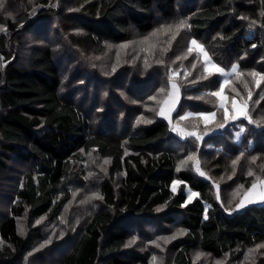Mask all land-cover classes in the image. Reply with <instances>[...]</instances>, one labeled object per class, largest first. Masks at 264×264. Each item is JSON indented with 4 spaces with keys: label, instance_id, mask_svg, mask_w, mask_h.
Wrapping results in <instances>:
<instances>
[{
    "label": "trees",
    "instance_id": "16d2710c",
    "mask_svg": "<svg viewBox=\"0 0 264 264\" xmlns=\"http://www.w3.org/2000/svg\"><path fill=\"white\" fill-rule=\"evenodd\" d=\"M72 1L11 0L14 17L9 19L4 18L0 6V19L6 26V31H0V177L16 169V163L25 166L23 171H16L19 177H13L16 172L8 175L14 178L12 182H0L1 197L13 201L10 214L0 218V264H26L27 254L42 238L35 223L42 216L57 220L72 198V189L89 176L86 155L91 151L109 161L104 181L90 174L92 193L103 199H92L93 215L73 245L63 250L58 264H155L149 251L140 254L125 245L133 232L143 238L152 234L154 227L160 229L159 225L166 227L160 229L162 235H170L177 227L185 231V236L168 245L174 252L173 264H201L194 259L196 249L213 259L237 264L250 250L264 244V204L233 212L239 200L225 203L224 185L217 189L212 180L195 170L196 160L188 157H204L207 161L215 150L216 159L224 156L233 161L240 157L238 171L244 167L245 158L264 155V119L249 123L241 117L219 128L218 124L224 123L223 109L215 97L216 110L215 106L210 109V103H205V110H193L218 112L222 114L220 121L216 116L207 125L196 117L179 120L187 108L184 105L200 106L187 98L198 85H185L180 86L182 98L174 112L173 127L157 115L170 82L175 81L165 79V68L147 79L137 76L130 85L128 81L120 84L121 75L102 85L109 72L83 58L87 53L81 50L98 49L99 57L93 56L95 64L105 58L112 62L109 47L128 40L135 30L139 35L156 33L151 47L158 52H162L158 48L169 51L171 38L179 36L176 27L185 21L189 31L185 43L190 46L193 39L203 43L210 60L226 71L238 65L243 75L231 73L225 92L242 99L247 85L241 79L249 77L254 69L264 72V65L260 67L264 60V0H76V11L65 15L75 17L79 30L65 36L58 17L63 5ZM31 26L34 33L38 29V33L54 30L63 34L62 47L35 45L22 58L20 51L27 33L32 32ZM184 48L178 46L173 52L185 55ZM201 54L186 57L184 65L192 66L199 83L217 90L223 77L204 72ZM60 61H64L63 66ZM79 66L86 73L80 72ZM93 69L99 73L98 78L90 73ZM117 86L128 87L127 91L139 99L161 92V86L166 89L161 92L151 123H138L131 113L134 105L120 99L118 92L123 93ZM254 102L258 113L254 115L263 116L264 94ZM177 121H189L196 127L190 130ZM241 128H250L249 135ZM191 131L201 139L188 136ZM250 170L253 176L242 177L245 191L257 177H264V158L255 159ZM118 175L122 177L118 179ZM176 180L182 182L177 192L172 188ZM187 186L198 194L193 200H188ZM157 208L162 210L158 212ZM24 216L27 236L19 232ZM74 236L70 233L66 237L72 241ZM62 242H66L65 237Z\"/></svg>",
    "mask_w": 264,
    "mask_h": 264
},
{
    "label": "rangeland",
    "instance_id": "374dc122",
    "mask_svg": "<svg viewBox=\"0 0 264 264\" xmlns=\"http://www.w3.org/2000/svg\"><path fill=\"white\" fill-rule=\"evenodd\" d=\"M75 1L76 0H73L70 3H66V7L65 5H63L62 7L63 12L60 13V17H58V19L61 21L60 24L62 25L63 34L65 36L74 35L79 30L78 27L79 25L76 22V20H74L75 17L71 15H65L76 11L74 10ZM84 1L91 2L95 0H84ZM64 2H67V0H64ZM10 3L11 0H0V6L3 8L4 18L6 17L9 19L10 17H14V10L11 8ZM57 7L60 10L61 5ZM63 19H64V23H63ZM3 23L4 21L0 19V28L6 29V26H4ZM33 27L34 26H31L30 28L32 29V32L27 33V39L24 44V48L20 51V55L22 58L25 56V54H27L28 48L35 45H49L53 47H62V43H60V41L63 39V34L56 32L54 30L47 33L42 32L43 30H40V33H38L39 30L35 28L37 29L36 33H38L36 34L33 32L34 31ZM176 29L178 31L176 36L178 34L179 36L178 38L175 39H173V37L171 38L172 49L169 51H165L163 48H158L159 50L162 51V52H158L155 48L151 47V44H153L155 41L154 35L149 33L139 35L135 30H133L128 40L122 42L116 41L109 47L108 54L112 53V62L108 61L105 58L99 64L93 63V56L99 57L100 55V53L97 52L98 49L93 50V48L82 49L81 51L83 53H87L86 55H82V57L87 58V61H90V63H92L98 69L109 72L110 75L107 76V78H105L102 82H100L102 85L112 82V80L110 79H113L114 77H117L119 75H121V79H122L119 81L120 84H126V81H128V84L130 85L131 81L134 80L135 77L137 76L141 77V79H147L152 75L158 74L159 69L165 68V70L167 71V73L165 74V79L171 77V79L175 81L170 82L169 92L162 101L159 110L161 107H165V109L167 110L169 105H166L164 102L166 99L169 98V93L173 92L171 88V84L176 83L179 88L178 93L175 94L176 103L173 106V110L168 113V118H167L170 124L174 127L176 121L174 112L178 109L179 102L182 98V90L180 86L198 85L197 89L192 90L187 95V98L194 101L191 103L200 104V106H196V107L191 106L189 103L184 105V107L187 108L185 109V111L182 113L181 116H186L188 113H194V114L199 113V112H195L194 110L207 109L205 108L206 106L205 103L207 104L210 103L211 106L210 109H212V106H215L214 110H216L218 107L216 98L212 96L210 99L207 97V95L211 92L219 90V88L217 90H214L212 88L209 89L207 86L199 83L200 80L199 78H195L194 76L195 74L192 70V66L184 65V62L187 61L186 57L190 58L192 54L195 55L196 53L201 54V51L195 48V46H193V51L191 53H188L189 45L188 43L185 42H186V37L189 35V31L185 27L182 28L176 27ZM145 38H147L146 41ZM108 41L112 42L111 40ZM198 44L201 45L203 49L206 48V46L203 43L198 42ZM181 45L186 47L184 48V50H187L185 51L186 53L184 52L185 55L183 53L176 54L175 52H173L178 48V46ZM112 47H114V49ZM69 54L71 55V53ZM76 55H77L76 52H73V56L75 57ZM118 57L120 58V60H118ZM177 57H180V59H177ZM116 58L118 61H116ZM203 58L205 60L208 59L209 58L208 54L207 57L203 56ZM74 61L79 63V60L77 61V59H75ZM145 61H147V64L145 63ZM157 61H162V62L158 63ZM261 61L262 62L260 64V67L261 65H264V60ZM60 63L61 66L64 65V61L62 62L60 61ZM79 67H80L79 69L80 72L83 71L84 73H86L87 70H85V68H83L82 66ZM113 68H115V71H113ZM209 68L211 70L210 65ZM91 72L94 73L95 75L94 77L97 78L99 77V73L96 70L93 69L90 71V73ZM253 72L264 75V72H260L257 69L252 70L250 73ZM174 73H176L177 75H173ZM185 73H190V75L185 76ZM230 74H231V68L230 71H226L225 74L222 75L223 81L226 79L228 80ZM250 78H253L254 81ZM258 80L260 81L259 86H257ZM193 81L196 82L194 83ZM179 82L181 83V85ZM241 82L242 83L246 82L247 85V93H245V96L242 99L237 98V95L235 94H230V95L227 94L225 92L227 91V89H225L224 87L223 96L227 98L224 100V103L228 107L229 113L234 114V111L236 109H239L241 105H244L245 111L247 112V115L251 117L252 121H254L253 123H256V121L258 122L260 120H263L264 115L263 116L254 115V114H258L257 112H255L256 104L254 101H256L261 96V94H264V80H261L260 76L253 77L250 75L249 77L241 79ZM117 87H119V89L123 93L121 94V92H118L120 94V99L127 101L129 105H134L133 108H131V113L134 115L135 118H137V121L141 120V118H144L146 120L154 119L155 110L157 105L159 104L161 92L158 93L156 92L157 94L150 93L148 96H146V98L139 99L131 95L127 91L128 87L125 86H117ZM161 88L164 89V91L166 90L162 86ZM249 91L252 93L251 99H254V101L249 99L248 97ZM151 97H156V99L153 100L151 99ZM233 97H235L237 100V104L235 108L231 103ZM206 99L208 100V102H205ZM248 106H250V110H251V112L249 113H248ZM193 117H189V118H193ZM221 117L222 114H219L217 112L216 118L218 121L221 120ZM176 123L181 126H186L190 130H193L196 127L195 123L189 121H184V122L177 121ZM139 124L143 125L144 122L141 120ZM203 124L205 123L203 122ZM250 130H251L250 128H244L243 133L245 135L247 134L249 135ZM243 144H245V140ZM131 149L134 150V148L132 147ZM216 155L217 152L213 150L210 153L209 157H206L208 159L207 161H205L204 157L198 158L199 167L201 171L205 173L203 177L208 180L210 179V181L212 180L216 184V186L218 185L220 187L221 184L224 185L223 192L228 197L227 198L223 196L225 203L227 201H229V203H236L238 200L240 202V200L243 198L245 191L244 188L239 189V186L243 185L242 177L248 175V172L250 171L251 163L253 162V158L255 159L264 158V155L258 154L251 156L247 159L245 158V160L243 161L244 167L240 168L238 171L236 170V166L233 167L232 161L225 159L226 157L224 156L221 157L220 159H216ZM105 161L108 160L102 159L95 151H91L86 155L87 175L89 176L81 181V185L72 189L74 192L72 194V198H70L67 201L57 220L52 221L49 219L48 216L47 217L42 216L37 220L40 221V223L36 222L34 226L39 229L42 238L36 242L37 245L34 247V249L29 254H27L26 264H58L60 256L63 255L64 253L63 250L65 249L66 252L73 245L75 237L77 239V237H79V235L83 232L82 228L85 227L84 223L88 219H90V217L93 215V208L91 207L93 193L90 187V184L92 182V180L90 179V174H93L95 179H98L99 181L100 180L104 181L105 173H107L108 170L107 165H109V161L107 163H105ZM15 165H16L15 167L16 169H11L9 170L7 176L0 177L1 183H7L8 181L12 182L13 181L12 179L19 177L20 174H18L16 171L18 170L23 171L25 166H23V164L21 163H16ZM12 173H15L13 176L14 178H8V175ZM121 177L122 175H118V179H120ZM229 177H231V179H229ZM261 179H264V177ZM176 181L179 183L175 185L173 184L172 186L175 192L178 191L179 186L182 183L180 180H176ZM97 185H99V183ZM238 189L240 194L235 195L234 198V194ZM261 191L262 189L258 185L257 189L252 193V197L254 198L255 202L251 204L246 203L245 207L252 204H264V201H261L258 195ZM193 192L197 193L189 186H187L188 200H193L196 197L195 196L189 199L191 193ZM1 193H2V188H0V218L10 214L11 204L13 202L7 196L1 197ZM218 197L222 199V196L219 193H218ZM243 208L240 209L235 208V210L232 211L235 212L236 210H241ZM136 222L137 220L134 219L133 223L136 224ZM159 227L160 229L166 228L163 225H159ZM160 229L154 227L152 234L143 238H140L137 232H133L134 236L131 237L129 241L135 238V243H132L130 246H128V249L140 254L141 253L143 254L145 252L147 253L149 251L152 260L155 264L156 263L161 264V261L164 262V264H173L174 252L168 249V245L174 240L180 239L181 237L185 236V231L177 227L175 228V230H173V232L170 235L167 234L162 235L163 231H161ZM181 230L183 231V235H178L177 238L175 239H168L167 241L164 239H160L162 237L164 238L172 237L174 234H177ZM19 232L21 235L24 236H27V234L29 233V228L27 227V220L25 219V216L22 218V221L19 224ZM70 233H74L75 235L72 241H70L71 239L69 237H66ZM64 237L66 242L63 243L62 239ZM157 244L159 246H156ZM57 245H62V246L59 247ZM255 249H257V246ZM198 254H200L199 259H197ZM154 257L155 260L153 259ZM160 258L161 260H158ZM194 259L195 261H200L201 264H230V262L228 263L223 262L220 259H213L206 254L204 255L201 252H199L198 249L194 251ZM237 264H264V248H259L258 250L255 251H249Z\"/></svg>",
    "mask_w": 264,
    "mask_h": 264
},
{
    "label": "snow or ice",
    "instance_id": "6c2138e0",
    "mask_svg": "<svg viewBox=\"0 0 264 264\" xmlns=\"http://www.w3.org/2000/svg\"><path fill=\"white\" fill-rule=\"evenodd\" d=\"M262 15H264V13H262ZM185 26H186V22L185 21H181L180 24L177 27L178 28H182V27H185ZM171 27L172 26L169 25L168 29H171ZM168 29H165V31H167ZM0 31H6V29L0 28ZM152 35H156V33H153ZM173 39H175V36L173 37ZM146 40H147V38H145V41ZM193 46H195V48L199 49L204 54V56L207 57V52L203 49V47L201 45L198 44V42L195 39L190 41V46L188 48V53H191L193 51ZM177 59H180V57H177ZM157 62L161 63L162 61H157ZM145 63L147 64V61H145ZM209 65L211 67V71H210ZM193 68H195V64H193ZM113 71H115V68H113ZM204 72L207 73L208 75H212L213 72L223 75V74H225L226 70L223 67L218 66L217 64L212 62L210 60V58H208V59L205 60V63H204ZM231 73L237 74V75H243L242 73L239 72L238 65H233L231 67ZM173 75H177V74L174 73ZM187 75H190V73H185V76H187ZM250 75L253 76V77L260 76V79L264 80V75H261L259 73L253 72V73H250ZM206 78H207V76L204 77V79H206ZM170 79H171V77H170ZM193 82L195 83L196 81H193ZM228 83H229V81L227 79L224 80L222 83H220L218 91H214V92L209 93V95L217 97L220 100L219 107L223 109V120H224V123L218 124V127L219 128H224L228 121H230V120L231 121H236V120L240 119L241 117H244L245 119H247L249 123H253L254 121H252L251 117L247 115V112L245 111V106L244 105H241L239 109H236L234 111V114H230L229 113V109L226 106V104L224 103V100L227 99V98L223 96L224 87ZM259 83H260V81L258 80L257 81V86H259ZM171 88H172L173 92L169 93V98L166 99L165 102H164L166 105H169L167 110L165 109V107H161L159 112H157L158 116L164 117L166 119L168 118V113L173 110V106L176 103L175 94L178 93V91H179L178 85L176 83H172L171 84ZM160 91L163 92L164 89H161ZM251 95H252V93L249 91V93H248L249 99H251ZM151 99L155 100L156 97H151ZM169 101H170V103H169ZM231 103H232V105L235 108V106L237 104V100H236L235 97L232 98ZM193 116L198 118V119H200V120H202L205 123V125H207L210 121H212L215 118L216 113L215 112H200V113H195V114L194 113H188L186 116H180L179 120H185V119H187L189 117H193ZM141 120L144 123H151L152 122L151 120H146L144 118H141ZM141 120H138V123H140ZM181 131H183V130H181ZM243 131H244V129L241 128V132H243ZM187 135L188 136H194L197 140L201 139V136L195 131L188 132ZM237 139H239V134H237ZM242 155H243V153H241V156ZM239 159H240V157H237L236 160L232 161L233 167H235L237 165V161ZM188 160H196V164L194 165L195 166V170L201 176L205 175V173L203 171H201V169L199 167L198 159L195 156H189ZM107 162L108 161H105V163H107ZM253 162H255V158H253ZM183 163H185V162L182 161V164ZM248 176H253V172L251 170L248 172ZM229 179H231V177H229ZM177 183H179V182H177V181L173 182L174 185L177 184ZM258 185L262 189V191L258 194L259 195V199L261 201H264V179H261V178L257 177L256 181L251 184V187L247 191L244 192L243 198L236 205L237 209L245 207L246 203L251 204V203L255 202L254 198L252 197V193L257 189ZM218 188H219V186L217 185V189ZM243 188H244V185H240L239 186V189H243ZM239 189L234 194V198H235V195H239L240 194L239 193ZM197 195H198L197 193L193 192V193H191L189 199H191L192 197H195ZM92 198L103 199V197L99 196L98 194H93ZM161 210H162V208H157L156 209V211H158V212L161 211ZM205 218H207V217H205ZM37 223H40V221H37ZM178 235H183V231L182 230L179 231L177 234H174L172 237H169V238L162 237L160 239H164V240L167 241L168 239L177 238ZM132 243H135V238H133V240L129 241V243L127 245H125V246L126 247L130 246ZM153 243H155V242H153ZM156 246H159V245L157 244ZM259 248H264V244L257 245V249H255V250H258ZM255 250H250V251H255ZM199 256H200V254L197 255V259H199ZM153 259L155 260V257Z\"/></svg>",
    "mask_w": 264,
    "mask_h": 264
}]
</instances>
